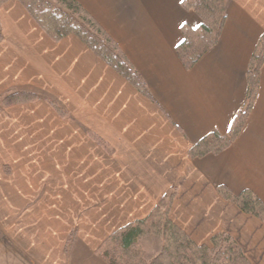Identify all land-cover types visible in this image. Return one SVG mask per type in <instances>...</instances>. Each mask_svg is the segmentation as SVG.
<instances>
[{"label":"crops","instance_id":"obj_1","mask_svg":"<svg viewBox=\"0 0 264 264\" xmlns=\"http://www.w3.org/2000/svg\"><path fill=\"white\" fill-rule=\"evenodd\" d=\"M73 1L150 98L75 36L50 40L17 0L0 5V98L37 96L0 109V264H107L101 244L145 221L171 191L169 219L192 243L226 235L249 264H264V223L217 191L264 205V62L228 148L189 156L207 136L228 135L244 107L264 0H224L218 42L190 69L176 48L182 27L201 22L182 0Z\"/></svg>","mask_w":264,"mask_h":264},{"label":"trees","instance_id":"obj_2","mask_svg":"<svg viewBox=\"0 0 264 264\" xmlns=\"http://www.w3.org/2000/svg\"><path fill=\"white\" fill-rule=\"evenodd\" d=\"M6 1L0 0V5ZM17 1L50 40L59 42L67 36H75L104 63L120 73L142 95L150 98L144 82L116 43L76 2L73 0ZM181 4L185 10L194 12L201 22L197 28L182 27L183 40L176 48L178 60L186 69H190L217 44L226 21V11L224 0H182ZM263 62L264 34L256 46L246 72L248 90L244 107L236 117L228 135L211 134L202 139L191 148L190 158L222 152L235 139L256 97L258 73ZM36 99L37 96L32 93L10 92L0 98V109ZM48 102L52 107H57L54 102L49 100ZM217 191L225 200L238 206L242 212L257 217L264 223V205L254 195L248 192L234 195L224 187H218ZM173 194L174 191H171L162 197L145 221L110 235L98 248L97 254L107 264H249L238 245L226 235L215 236L211 240V247L194 245L168 217ZM74 236L75 234L72 233V238ZM141 242L142 246H140Z\"/></svg>","mask_w":264,"mask_h":264},{"label":"rangeland","instance_id":"obj_3","mask_svg":"<svg viewBox=\"0 0 264 264\" xmlns=\"http://www.w3.org/2000/svg\"><path fill=\"white\" fill-rule=\"evenodd\" d=\"M54 109H56V108H54ZM174 195V194H173ZM172 200V199H171ZM231 202V201H230ZM234 204V203H233ZM168 217H169V215H168ZM150 238V237H149ZM150 243H151V245H153V242L152 241H150ZM194 244V243H193ZM140 245V244H139ZM143 245V243L141 242V245L140 246H142ZM195 245V244H194ZM208 247H211V244L208 246ZM145 248V247H144ZM148 250H150L149 248H148ZM100 257V256H99ZM101 258V257H100ZM102 259V258H101ZM104 261V260H103Z\"/></svg>","mask_w":264,"mask_h":264}]
</instances>
